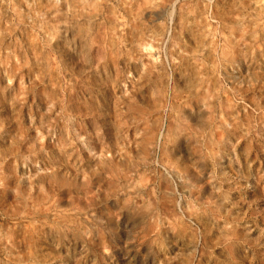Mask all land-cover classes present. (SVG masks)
<instances>
[{"label":"rangeland","instance_id":"1","mask_svg":"<svg viewBox=\"0 0 264 264\" xmlns=\"http://www.w3.org/2000/svg\"><path fill=\"white\" fill-rule=\"evenodd\" d=\"M0 264H264V0H0Z\"/></svg>","mask_w":264,"mask_h":264}]
</instances>
